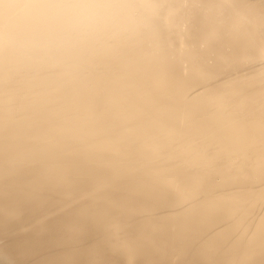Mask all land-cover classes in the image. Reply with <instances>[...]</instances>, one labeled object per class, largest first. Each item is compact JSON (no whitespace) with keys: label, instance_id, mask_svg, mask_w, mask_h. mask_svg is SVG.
<instances>
[{"label":"bare ground","instance_id":"6f19581e","mask_svg":"<svg viewBox=\"0 0 264 264\" xmlns=\"http://www.w3.org/2000/svg\"><path fill=\"white\" fill-rule=\"evenodd\" d=\"M0 264H264V0H0Z\"/></svg>","mask_w":264,"mask_h":264}]
</instances>
